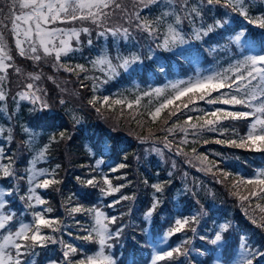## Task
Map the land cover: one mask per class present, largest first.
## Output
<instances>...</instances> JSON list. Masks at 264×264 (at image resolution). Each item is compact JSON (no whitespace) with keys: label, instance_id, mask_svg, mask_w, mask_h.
<instances>
[{"label":"snow or ice","instance_id":"snow-or-ice-1","mask_svg":"<svg viewBox=\"0 0 264 264\" xmlns=\"http://www.w3.org/2000/svg\"><path fill=\"white\" fill-rule=\"evenodd\" d=\"M139 5H142L143 9L159 5L164 10L154 20H149L141 15L142 9ZM6 7V12L3 7H0V102L3 103V106H0V112H4L5 115H7L9 69L18 74L22 70L16 66L13 49L4 36V29L11 33L17 56L34 63L52 57L55 61L53 67L73 73L77 79L80 78V73H85L88 69L83 64L70 65L63 58L71 57L82 50L84 44L81 40L82 34L87 37V45L92 47L93 32L97 38L103 37L105 40L111 36L119 44L120 40L134 39L133 31H136L144 33L152 41L148 46V59H154L155 49H162L173 53L176 57L191 60L194 57V46L203 50L207 45L208 52L211 54L220 51L221 47L224 51L231 52L227 45L221 46L216 37H224L226 32H234V35L228 36L227 40L228 45H234L238 50V55L233 54L229 66L222 70L205 74L197 69L195 74L187 79L169 82L163 88L157 87L144 91L133 100L94 95L88 103L96 108L97 112L100 111V108L96 107L97 104L108 108L112 105H122L131 110L134 105L139 107L144 98H149L148 115L153 123L158 121L165 111L168 112V118L163 121L165 127L160 129L166 134L163 138L155 137L157 141L163 143L164 148L152 149L160 155H163L164 149H168L178 156L188 157L182 145L190 142L189 135L197 138L191 141L192 143L199 142V138L204 133H218L223 139L219 137L203 139V144H223L231 148L264 153V13L253 16L246 0H196L195 3L191 0H138L137 8L133 12H129L120 0H7ZM217 10H219V18L213 15L209 17L212 22L208 23L205 17L208 13ZM117 12L126 19L128 27L122 24L109 26V20ZM234 16L240 17L243 21L237 29L231 28ZM86 24L89 26H85ZM252 28L260 30L259 51H256V44L252 39ZM91 63L94 68L100 67L102 72H106L103 80L99 77H84L85 80L97 81L92 86L93 92L98 91L100 84L108 83L110 79L121 75V71L133 72L144 64L140 55L124 56L118 50L114 62L107 49H104L103 54L97 56ZM154 63L158 65L160 72H164L165 66L159 63L158 57L154 59ZM143 70L156 71L151 65H144ZM27 79L31 82L25 83L23 89L18 91L12 99L16 101L17 106L20 101H28L33 106L32 111L46 115L51 106L44 99L45 89L37 83L41 81L42 75L28 73ZM47 79L52 80L53 77L48 76ZM81 87H87V85L81 82ZM153 100L156 101L155 104ZM200 101L214 107L211 109L199 107ZM60 103L63 104L64 101L61 100ZM191 113L199 114L193 116ZM181 118H183L182 123ZM241 121L247 123V130L243 135L234 127ZM5 131H7L5 139L11 142L12 129L0 127V136H3ZM24 132L29 133V143L35 141V134L31 129L24 128ZM149 132L148 137H138L141 143L148 142L154 135L151 130ZM177 133H181L182 136L179 143L173 146ZM170 136L173 137L172 140L169 139ZM59 138L64 139L65 133L60 132ZM56 140L55 135L50 137L51 142ZM106 150H109L106 143L102 148H97V152L101 155ZM8 151L10 153L11 150ZM47 151L46 144L28 161L29 166L25 170L27 173L25 176L18 174L13 156L6 154L5 148L0 147V180L8 181L11 178L10 186L0 185V264H35L32 257L38 255L36 249L47 248L49 245L60 247L62 259L60 261L52 259L48 264H126L124 259H118L112 253V249L116 247L114 241L121 239L127 227L118 223L125 213L119 216L108 215L100 206L85 207L83 204L65 206L69 216L74 217L79 213L91 218V222L87 225L81 220H75V226L86 235H75L71 231H68L66 235L89 244L95 243L98 245V250L89 255L83 248L65 239L64 226L60 218L49 216L53 208L45 206L49 202L39 191L48 190L62 182L56 179V169L60 168L59 164L53 169L37 167L40 162H47ZM191 153L186 163L206 174L211 173L217 178L218 183H223L225 180L232 181L231 187L235 190L233 195L239 198L241 207H244L245 203L250 205L254 199L264 200V169H258L252 178H245L243 175L220 169L217 162H210L208 155L199 153L195 147L191 149ZM215 155L222 154L217 152ZM103 164L105 161L98 159L92 170L96 171ZM172 166L176 167L175 161ZM125 167L124 163H120L112 166L110 171L118 172ZM168 175L171 176L172 173ZM116 179H123V177L118 176ZM25 180L26 192L21 194L20 182ZM77 180L85 188L98 189L102 197H112L119 193L118 198L104 205L107 208H115L123 201L135 199L134 194H122V189L128 187V184L114 186L112 179L107 175L99 179L95 176L91 178L78 176ZM144 183L147 184V180ZM241 186L247 189V194L240 193ZM152 187L156 192H162L164 185L155 183ZM13 198L22 202L24 209L32 210L29 222H23L18 216L17 210L13 207ZM71 199L70 197L69 204ZM160 203V199L154 196L152 204L144 213V220L149 224ZM256 207L264 213V206L257 203ZM207 214V211L201 207L194 215L174 219L173 226L169 227L164 234L163 243L167 244L171 237L180 233L188 231L195 233L197 228L191 225H198ZM245 214H248L247 208H245ZM249 218L252 224L264 229V215L260 216L259 220ZM113 225H117L114 230L111 227ZM231 227L230 223L220 224L212 238L200 236V239L207 240L212 246L223 247L227 243L225 234ZM143 233L147 237L144 246L151 247L153 242L148 236L147 229H144ZM190 243L191 240H183L180 245L164 250L157 251L154 248L151 264H161V262L171 264L180 257H188V250L184 246ZM78 253L82 254V257L73 259ZM203 254L201 252V255ZM261 260H264V250L249 247L247 239L239 237L236 264H260ZM128 264H134V261L129 260ZM216 264H221L219 259Z\"/></svg>","mask_w":264,"mask_h":264},{"label":"trees","instance_id":"trees-1","mask_svg":"<svg viewBox=\"0 0 264 264\" xmlns=\"http://www.w3.org/2000/svg\"><path fill=\"white\" fill-rule=\"evenodd\" d=\"M126 1L133 6L136 5L132 0H120L121 3H126ZM191 2L195 3L196 0H191ZM246 2L249 3V11L253 16L264 13V0H246ZM0 7H3L1 3ZM163 10L161 6L153 5L149 9H142L141 15L146 16L149 20H154ZM218 11L208 13L205 20L211 23L209 17L216 15L219 18ZM242 23L240 17L234 16L231 28L237 29L238 25ZM163 30L164 27L162 26ZM251 31L253 33L252 39L256 44V51H259L261 47L260 30L252 28ZM230 35H234V32H226L224 37L217 36L216 40L221 46L227 45L231 52H226L221 47L220 51L211 54L208 52L207 45L204 46L203 50L194 46V57L191 60L185 57H176L173 53L162 49H155L156 56L154 59L158 57L159 63L165 66L164 72H160L158 65L154 63V59L147 58L149 55L148 46L152 41L144 33L135 31L133 36L136 42L134 39L129 40L132 50L129 54L140 55L144 64L133 72L121 71V75L115 79L100 84L96 92L91 89L97 81L85 80L84 77H99L101 80L106 77V72L91 67V61L95 59V56H100L103 53L101 41L93 43L96 50L89 49L84 42L82 45L83 54L81 50L71 57L63 58L70 65H85L88 71L80 73L79 79L73 73L63 69L57 70L53 67L55 63L53 59L51 64L45 63V59L39 63H34L28 59L21 61V64L27 65L25 75L28 73H40L42 75L41 81L37 83L45 89L44 99L51 107L44 115L32 111L33 106L29 102H23L18 114L12 120V124L0 119V127L11 128L13 136L12 141L8 142L5 139L7 136V131H5L4 135L0 136V147L5 148L6 154L13 156L18 174L26 176L25 170L29 166L28 161L35 156L40 148L48 145L47 162L42 161L37 167L53 169L59 164L60 168L56 169V179L62 182L48 190L41 189L39 191L49 202L45 206L53 208V212L49 216L60 218L64 226L66 240L83 248L85 253L89 255L98 250V245L95 243L89 244L66 235L68 231L75 235H86L75 226V220H81L87 225L91 222V218L79 213L75 214L74 217L69 216L65 207L83 204L85 207L100 206L108 215L119 216L121 213H125L123 219L118 223L127 227H125L121 239L114 241L116 247L112 249V253L118 259H124L126 264L129 260L134 261V264H151L154 248L157 251L164 250L180 245L183 240H191L190 244L184 246L189 255L188 257H180L171 264H216L217 259L221 264H236L239 237H245L249 247L264 250V229L252 224L249 218L253 217L259 220V217L264 215L256 207L257 203L264 206V200L254 199L250 205L245 203V206L241 207V201L233 195L235 190L231 187V180L218 183L217 178L211 173L206 174L198 170L197 167V169L187 168L183 171H173L171 165L172 159L179 168H185L182 164L185 159L191 157V149L195 147L199 153L207 154L210 162H217L220 169L243 175L245 178H252L258 169H264V153L231 148L223 144H203V139L219 137L218 133H204L199 138V142L192 143L191 141L197 138L189 135L190 142L182 145L184 151L188 153V157L178 156L168 149H166L167 153L164 159L158 158L154 154L146 156V146L159 143L160 141H157L155 137L163 138L166 134L160 129L165 127L163 121L168 118L167 111L158 121L153 123L148 115L150 106L147 97L141 101L139 107L134 105L131 110L122 105H112L111 108H108L97 104L96 107L100 108V111L97 112L96 108L88 103L94 95L133 100L136 96L142 95L144 91L157 87L163 88L169 82L187 79L193 76L197 69L202 70L205 74L210 71L222 70L229 66L233 54L238 55L235 46L228 45L227 37ZM4 36L7 42L12 40L11 33L7 29H4ZM109 45L113 46L110 43ZM213 45L215 46V41ZM144 65H151L156 71H145L143 70ZM48 76L53 77V79H47ZM56 76L67 80V86L59 83ZM81 82L87 87H81ZM19 88L15 89V92H18ZM61 100L64 101L63 104L60 103ZM155 103L156 101L153 100V104ZM198 106L205 109L214 107L202 101L198 102ZM198 114L191 113L193 116ZM182 122L183 118H181ZM234 127L243 135L247 130V123L241 121L236 123ZM24 128H29L36 134L37 143L34 148H31L29 136L24 132ZM149 130L154 135L148 142L141 143L138 137H148L150 135ZM60 132L65 133L64 139L59 138ZM53 135L57 137L55 142L50 141V137ZM181 136V133L176 134L173 146L179 143ZM219 138L223 139V137ZM169 139L172 140L173 137L170 136ZM105 143L109 150L104 151L101 155L97 152V148H102ZM9 149L11 150L10 153ZM217 152L222 155L216 156L215 153ZM235 157H239V159H235ZM98 159H103L105 164L93 171L92 169ZM120 163H124L126 167L118 172L110 171L112 166ZM168 173H172V175L169 176ZM103 175L112 179L114 186L128 184V187L122 189V194H134L135 199L123 201L115 208H107L104 205L118 198L119 193L112 197H102L98 189L85 188L77 180L78 176L81 178L95 176L99 179ZM118 176L123 177V179H116ZM145 180H147V184L144 183ZM10 183L11 178L8 181L0 180V185L5 187L10 186ZM155 183L164 185L162 192L155 191L152 187ZM20 187L21 194H24L27 188L26 180L20 182ZM239 191L242 195L247 194V189L244 186H241ZM154 196L158 197L161 203L149 224L144 220V213L152 204ZM70 197L72 199L69 204ZM13 200V207L17 210L18 216L23 222H29L32 210L24 209L22 202L18 199L13 198ZM201 207L208 214L201 219L198 225H191L197 228L195 233L190 231L180 233L171 237L167 244L163 243L164 234L169 227L173 226L174 219L194 215ZM245 208H247V215ZM223 223H230L232 226L229 232L225 234L227 243L223 247L212 246L207 240L200 239V236L212 238L218 225ZM116 226L111 227L114 230ZM144 229H147L148 236L152 239L151 247L144 246L147 239L143 233ZM157 245L158 247H156ZM36 252L38 255L32 257L35 264H48L52 259L57 261L62 259L61 249L58 245L37 248ZM201 252L204 254L201 255ZM81 257L82 254L78 253L73 259H80ZM161 264H169V262H161ZM260 264H264V260H261Z\"/></svg>","mask_w":264,"mask_h":264},{"label":"rangeland","instance_id":"rangeland-1","mask_svg":"<svg viewBox=\"0 0 264 264\" xmlns=\"http://www.w3.org/2000/svg\"><path fill=\"white\" fill-rule=\"evenodd\" d=\"M132 2H134V3H136V5H131L128 1H126V3H122L123 5H125L126 7H127V10L129 11V12H133V11H135L136 10V8H137V5H138V0H132ZM0 3L3 5V7H4V10H5V12L7 11V7H6V5H7V0H0ZM153 6V5H152ZM139 7L141 8V9H143L142 8V5H139ZM120 24H122L124 27H128L129 25H128V23L126 22V19L125 18H123L122 16H121V14L119 13V12H117L110 20H109V26H111V25H120ZM77 26H79V25H77ZM85 26H89V25H85ZM134 22H133V25H132V27L134 28ZM9 27H10V25H9ZM8 31V30H7ZM9 32V31H8ZM10 33V32H9ZM133 35H135V31H133ZM134 37V36H133ZM92 39H93V43H96V42H98V41H101L102 43H101V45H102V48H103V50L104 49H107L108 50V53H109V55L111 56V57H113V60H114V62H115V56L117 55V50L119 51V53L121 54V55H125V56H128V54L132 51L131 50V47H130V43H129V40L128 41H124V40H120L119 41V44H117V42H116V40L114 39V38H112L111 36H109L108 37V39L107 40H105L103 37H100V38H97V36H96V34H95V32H93V36H92ZM81 40L82 41H84L85 43H86V40H87V37L85 36V35H81ZM134 41L136 42V40L134 39ZM109 43L110 44H112L113 46L111 47L110 45H109ZM129 43V44H128ZM8 44L12 47V49H13V55H14V57H15V63H16V66H18V67H20L21 68V73H16L14 70H12V69H9V72H8V83H7V92H8V100H7V115H5V113L4 112H0V119L1 120H6V121H9L11 124H12V120H13V118H14V116L16 115V114H18V112H19V109H20V107H21V104L23 103V102H28V101H20L19 102V106H17V103H16V101H14L13 99H12V97L17 93V92H15V89H18L19 87V91H21L22 89H23V85L25 84V83H27V82H29L28 81V79H27V75H25V70H26V66L27 65H23V64H21V61H26L27 59H25V58H22V57H19V56H17L16 54H15V49H14V45H13V43H12V40L10 41V42H8ZM126 44H128V46H126ZM138 44V43H137ZM86 45H87V43H86ZM88 46V45H87ZM89 47V46H88ZM89 49H91V50H93V49H95V47H94V44H93V46L92 47H89ZM96 50V49H95ZM81 52V51H80ZM156 52V51H155ZM79 53V52H78ZM82 54H83V47H82ZM103 54V53H102ZM101 54V55H102ZM155 56H156V54H155ZM97 56H95V58H96ZM52 57H48V58H46L45 59V63H47V64H51V62H52ZM54 60V59H53ZM28 63V62H27ZM91 67H92V69H96V70H100V67H93V65L91 64ZM101 71V70H100ZM56 79H57V81L59 82V83H61L62 85H64V86H67L66 85V83H67V80H65L64 78H61L60 76H56ZM9 102H11V104H9ZM10 105H11V108H12V114H11V108H10ZM0 106H3V103L2 102H0ZM9 117H11V119H9ZM113 123H114V121H113ZM34 133V132H33ZM28 134V136H29V133H27ZM35 134V133H34ZM36 143H37V140H36V134H35V141L34 142H32V143H29L30 144V146H32L31 148H34V146L36 145ZM153 148H164V145H163V143H161V142H159V143H157V144H154V145H149V146H146V153H145V155L146 156H149V155H151V154H154V155H156L158 158H162V159H164L165 157H166V149H164V152H163V155H160V154H158L157 152H155V151H153L152 149ZM171 161H174V160H172L171 159ZM185 162L182 164L183 165V167H185V168H179V166L178 165H176V167L175 168H173V166H172V170L174 171V170H176V171H178V170H180V171H183V170H186L187 168H196V167H193L192 165H190V164H188V163H186V159L184 160ZM176 163V162H175ZM173 164V163H172ZM171 164V165H172ZM198 164V163H197ZM197 169V168H196Z\"/></svg>","mask_w":264,"mask_h":264}]
</instances>
